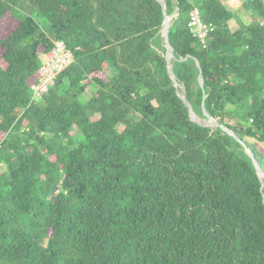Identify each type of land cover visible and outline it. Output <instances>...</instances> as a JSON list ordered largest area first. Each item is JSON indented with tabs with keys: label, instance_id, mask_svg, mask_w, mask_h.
<instances>
[{
	"label": "trees",
	"instance_id": "trees-1",
	"mask_svg": "<svg viewBox=\"0 0 264 264\" xmlns=\"http://www.w3.org/2000/svg\"><path fill=\"white\" fill-rule=\"evenodd\" d=\"M244 5L234 31L223 0H167L174 72L232 135L191 119L159 0H0V264H264V0ZM59 39L74 60L36 100Z\"/></svg>",
	"mask_w": 264,
	"mask_h": 264
},
{
	"label": "built area",
	"instance_id": "built-area-1",
	"mask_svg": "<svg viewBox=\"0 0 264 264\" xmlns=\"http://www.w3.org/2000/svg\"><path fill=\"white\" fill-rule=\"evenodd\" d=\"M189 25L191 32L202 43H206L211 36V32L215 29L211 23L204 20L199 8L192 10ZM73 60V52L67 47L65 41L57 40L51 51L43 57V62L39 69L40 79L33 86L34 99H41L54 85L58 74L70 65Z\"/></svg>",
	"mask_w": 264,
	"mask_h": 264
},
{
	"label": "water",
	"instance_id": "water-1",
	"mask_svg": "<svg viewBox=\"0 0 264 264\" xmlns=\"http://www.w3.org/2000/svg\"><path fill=\"white\" fill-rule=\"evenodd\" d=\"M159 2L163 6V11H164V21H163L160 33L162 35V37H161L162 38V44L166 48L165 57H166V60H167L168 71H169V74H170L171 78L174 81V84L178 87V93L181 95V97L183 98L185 104L189 108V113H190L191 119L193 121H195L196 123H199V124L205 125V126H209V127H212V128H217L220 125L225 131H227L228 133L233 135L234 133L229 128H227L226 126L221 125L217 121V119L212 117L209 114V112L207 111V108L205 106V99H206L207 95L204 96V100H203V104H202L204 116H200L195 111L190 99L188 98L185 84L183 82L179 81V78H178V76L176 75V73L174 72V69H173V60H176L177 58H176V55L174 53V48H173V46L171 44V38H170L171 26L169 24L171 14H169V12H168L167 0H159ZM175 2L178 4V0H175ZM177 12H178V15H179L180 14V7L179 6L177 7ZM188 58L189 57L187 56L185 58H180V60H186ZM198 68L200 70L201 85L203 86L202 66H201V63L199 61H198ZM181 84H183V90L182 91H181ZM249 152H250V155L253 157L254 154L251 151H249ZM255 163H256V166H257V170H258V173H259L260 180H261L262 185L264 187V171L260 167V165H259L257 160H255Z\"/></svg>",
	"mask_w": 264,
	"mask_h": 264
},
{
	"label": "rangeland",
	"instance_id": "rangeland-1",
	"mask_svg": "<svg viewBox=\"0 0 264 264\" xmlns=\"http://www.w3.org/2000/svg\"><path fill=\"white\" fill-rule=\"evenodd\" d=\"M226 2L229 9H231L235 16L230 20V27L232 30H237L241 26V23L250 24L253 20L257 19V17L252 13V11L245 8V1L246 0H223ZM260 20V18L258 19ZM163 52V51H162ZM166 54V52H163ZM38 98H36L37 100ZM40 100V99H39ZM87 101V99H84ZM79 129L74 128L73 132L79 134ZM81 139V136L79 140ZM4 164H1L0 167L2 168Z\"/></svg>",
	"mask_w": 264,
	"mask_h": 264
},
{
	"label": "bare ground",
	"instance_id": "bare-ground-1",
	"mask_svg": "<svg viewBox=\"0 0 264 264\" xmlns=\"http://www.w3.org/2000/svg\"><path fill=\"white\" fill-rule=\"evenodd\" d=\"M177 18H178V12L176 10V16L169 21V24H170L171 27L174 25V23H175V21H176ZM182 90H183V85L181 84V91Z\"/></svg>",
	"mask_w": 264,
	"mask_h": 264
},
{
	"label": "snow or ice",
	"instance_id": "snow-or-ice-1",
	"mask_svg": "<svg viewBox=\"0 0 264 264\" xmlns=\"http://www.w3.org/2000/svg\"><path fill=\"white\" fill-rule=\"evenodd\" d=\"M0 30H2V29H0Z\"/></svg>",
	"mask_w": 264,
	"mask_h": 264
}]
</instances>
